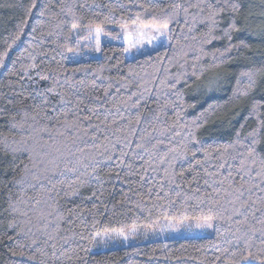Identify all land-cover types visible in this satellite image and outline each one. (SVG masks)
<instances>
[{
    "label": "trees",
    "instance_id": "trees-1",
    "mask_svg": "<svg viewBox=\"0 0 264 264\" xmlns=\"http://www.w3.org/2000/svg\"><path fill=\"white\" fill-rule=\"evenodd\" d=\"M153 3H158L163 12L150 10L148 16L155 14L168 19V45L127 59L122 43L109 42L101 45L97 57L70 62L68 56L85 35V28L100 26L119 40L118 29L107 26L120 25L126 15L143 11L140 4L147 7L148 0H0V54L7 52L6 56L0 55V141L7 137L8 143L15 146L14 141L21 140L10 125L13 118L21 121L24 111L29 116L37 111L41 116L45 112L55 116L62 107H73L80 99L83 111L77 113L80 121L73 133L80 134L89 125H100L103 131L96 133L95 142L88 140L79 146L90 155L95 153L93 143L108 145L110 149L115 145L106 154L112 160L97 157L102 163L95 172L88 167L78 168L75 174L65 173L68 179L81 176L85 183L78 186L75 195L65 196L62 191L53 211L43 203L33 210L34 200L27 206L17 203V189L5 185L13 177L23 176L24 165L29 162L25 154L17 153L15 157L11 152L6 154L0 144V264H42V261L57 264L54 251L64 264H69L61 255L63 236L71 237L63 250L75 249L81 258L77 260L74 256L71 264H83L85 260L87 264H232L233 259L239 260L249 252L258 257L251 264H264L260 232L249 233L251 247H248L242 233H236L235 220L240 217H233L232 222L213 220V234L206 237L94 249L91 235L105 227L118 230L137 224L153 225L166 216L176 220L199 216V209L194 210L197 201L186 197L220 188L217 181L227 177L229 171L237 182L234 187L238 186L243 174L237 168L240 160L249 156L250 147L254 149V157L264 158V0H153ZM176 3L181 5L179 10L171 6ZM197 4L199 7L193 6ZM213 11L214 26L210 19ZM73 22L77 23V33L72 28ZM242 73H251V77ZM134 92L137 95L131 101L121 103ZM60 96L69 103L60 104ZM44 97L50 103H44ZM137 100L140 103L132 107ZM209 105L214 108L206 112ZM93 108L96 114L88 111ZM120 114L126 119H119ZM138 114L141 121L136 124ZM105 115L108 120L102 124ZM88 116L91 120L86 119ZM67 122L76 123V117L70 114ZM40 123L49 122L40 120ZM51 123L53 134L64 130L62 124ZM116 128L124 131L116 132ZM129 129H136L135 134ZM254 130L258 131L250 136ZM93 132L96 130L89 128V135ZM228 144L234 146L223 155V146ZM225 161L226 166L220 168ZM14 165L19 166L16 171ZM217 172L220 175H213ZM88 173L98 179L90 181ZM173 175L175 184L169 183ZM10 191L11 203L18 208L15 213L9 208ZM35 195L28 190L27 196ZM259 196L264 193L254 190L253 198ZM169 200L174 203L169 205ZM137 203L141 208L135 207ZM201 207L206 213L207 200ZM25 211L27 217L21 214ZM38 211H53L47 232L59 224V231L54 233L56 241L49 245L44 244L46 234L38 230L43 228V221L37 219ZM260 215L256 213L257 218ZM57 216H63V220ZM12 221L15 226L9 227ZM251 224L257 230L264 227L255 220ZM29 228L34 234L32 238L37 239V244L31 247L29 237L23 234ZM53 242L55 249L50 247ZM38 248L43 251L42 256ZM224 248L229 251L222 254ZM13 251H23L25 255H13ZM232 252H236L235 258ZM32 254L37 259L30 261L28 256Z\"/></svg>",
    "mask_w": 264,
    "mask_h": 264
},
{
    "label": "snow or ice",
    "instance_id": "snow-or-ice-1",
    "mask_svg": "<svg viewBox=\"0 0 264 264\" xmlns=\"http://www.w3.org/2000/svg\"><path fill=\"white\" fill-rule=\"evenodd\" d=\"M171 6L177 10L181 8V5L178 3ZM193 6L199 7L198 4ZM33 7H35V2H33ZM81 7H83V5H81ZM140 7L143 9V11H137L134 16L126 15L124 22L120 23L119 25L120 33L123 34L124 42L127 45L124 49L125 52L130 51L134 48L138 49L145 44L152 46L153 50H155L156 46L154 41H156L157 37L169 35L168 19H161V17L155 14L151 15L150 18L148 16L150 10L154 12L155 10L159 9L161 13L163 12V9L159 8L158 3H153V0H148L147 7H145L144 4H140ZM208 7L211 9L212 5H209ZM232 7L235 9L236 5H233ZM29 11H31V9ZM112 11H115V8H113ZM42 14L43 13H41V15ZM215 15L216 13L215 11H213L210 17L213 26L216 23ZM105 19H108V17H105ZM129 20L131 21L130 23L127 22ZM76 27L77 23L73 22L72 28L75 29ZM94 31L97 41L96 50L99 51L100 35L103 29L102 27L97 26L95 27ZM209 31H211V28L209 29ZM161 46L164 47V45ZM9 47H11V45H9ZM165 52H167V48H165ZM0 55L6 56L7 52ZM157 55L159 56V53H157ZM148 59H151L150 54L148 55ZM0 66H2V60H0ZM242 75H248L249 77H251V73H242ZM47 91L50 92L51 89H48ZM117 92H119V88L117 89ZM136 95L137 94L135 92L132 93V95L128 97L127 101H121V103L127 104L128 101H131L132 97ZM44 103H50L47 97H44ZM59 103L64 105L69 103V101H66L64 96H60ZM139 103L140 100H137L135 104H132L131 106L136 107ZM80 104H83V100L78 99L76 105H74L73 107H62L55 116H52L48 112H45L41 116V113L39 111H37L35 115L29 116L28 112L24 111L21 121H15V118H13V122L11 123L10 128L15 130V133L20 134L22 138L20 141H14L15 146H13L8 143L7 137H5L2 141H0V144L3 145L2 150L6 154L8 152H11L14 157L17 153L25 154L27 156L29 164L31 165V167H29V164H25L23 168L24 175L19 179L13 177V180L10 181L9 184L5 185V187H9V185L14 186L17 189L18 204H24L25 206H27V203L29 201L34 200L35 203L32 205L33 210H36L37 205L43 203L47 207H52L53 211H55L54 205L56 204L57 200L61 198L60 193L62 191L64 192L65 196L75 195L79 191L78 186L85 183V181L81 179V176H76L75 179H68L67 177H65V173L75 174L78 171V168L87 169L88 167H92L93 172H95L96 168L102 163V161L97 159V157H105V159L107 160L113 159L112 156H107L106 154L110 150L115 149L114 144L111 145L110 149L108 145L93 143L92 148L95 149V153L90 155L86 154L85 149L79 146L81 142L87 144L88 140L95 142L97 140L96 133L103 131L100 128V125H89L87 127H84L80 134L73 133L72 130L77 127V124L80 121V117L77 116V113L83 111V109L79 107ZM213 108V105H209V108L205 109V111L207 112L209 110H212ZM88 111L92 114H96V109L94 108L88 109ZM70 114L73 117H76V123L69 124L67 122V117ZM37 117H39L40 119H37ZM61 117H63L64 120H61ZM97 118L99 119V116H97ZM86 119L91 120V116L86 117ZM119 119H126V117L120 114ZM29 120H31L32 122L29 123ZM40 120H47L49 123L41 124ZM107 120L108 116L105 115L101 123L105 124ZM197 120H199V117H197ZM52 121H55L56 124H62L64 130L57 131L55 132V134H53L50 130V126L54 127V125H52L51 123ZM140 121L141 116L138 114L135 118V123L139 124ZM112 123H115V120H113ZM193 123H196V121H193ZM197 127H199V125H197ZM89 128L95 129L96 132H93L91 135H89ZM115 131L121 132L124 131V129L116 128ZM128 131H130L132 134H135L136 129H129ZM257 131L258 130H254V132L249 133V135H254ZM237 136H239V132L237 133ZM104 139L107 140L108 137L105 136ZM118 139L119 138H117V140ZM193 139L195 140V137H193ZM158 143L162 144L163 141H158ZM255 143L256 141L253 140V144ZM233 146V144L224 145L223 155H227L228 149L232 148ZM137 147H143V145H137ZM209 147L212 146L209 145ZM216 150L219 151V147ZM205 151L207 152V149H205ZM253 152L254 149L250 147L248 149L249 156L240 160V165L237 168V172L242 173L243 175H241L240 177L238 186L234 187L237 182L232 179V173L231 171H229L227 177L217 181V183L221 185L220 188L214 187L211 193H205L202 195L194 194L192 197H186V200L194 199L197 201V203L194 205V210L199 209L200 215L191 218L185 216L184 221L195 219L197 222L194 226L196 228L203 229L213 227L211 221L215 219H222L232 222L233 217H240L239 219L235 220L236 233H242L243 237L246 238V245L248 247H251V236L249 235V233L255 235L256 231L260 232L261 243H264V227L257 230L251 224V221L255 220L257 224L264 226V196L253 198L254 190L264 193V158L257 159L252 155ZM193 155H195V153H193ZM232 158L235 159V157ZM161 162L163 163V158H161ZM121 163H123V161H121ZM226 164L227 161L221 163L219 167L224 168ZM18 167V165H14L13 171H16ZM228 167L230 168L231 165H228ZM254 169L255 175H253ZM165 171L167 172V170ZM88 175L90 177V181L98 179V177L93 175L92 173H88ZM180 175H183V173H180ZM213 175L218 176L220 175V173L217 172ZM60 177L64 178L61 179ZM245 177H247V179H245ZM143 179L144 177L141 176V180ZM169 183H176L175 175L169 177ZM205 184H208V181H205ZM225 184L227 185L226 187H224ZM209 186L211 187V185ZM29 189H31L36 195L27 196V192ZM196 191L198 192L199 189H197ZM53 193H55V195H53ZM96 195L97 193L94 191L93 196ZM165 195L167 196L168 194L165 193ZM176 195L179 196L180 193L177 192ZM11 196L12 192L10 191L9 208L11 212L15 213L18 211V208L16 204L11 203ZM25 196H27V199H24ZM37 197L40 198L38 199ZM125 198H127V194H125ZM157 199L161 198L157 197ZM205 200H207L209 205L206 213L204 208L201 207V205L205 203ZM49 201H51L52 203L49 204ZM120 203L122 204L123 201H120ZM168 203L169 205H171L174 203V201L169 200ZM135 207L141 208V204L137 203ZM53 211L47 213H44L43 211L37 212V219L43 221V228L38 230L46 234L47 239L44 241V244L46 245H49V242L56 241V236L54 233L59 231V224H57L56 228L52 232L46 231L51 224V221L48 218L53 215ZM257 212L261 214L259 218L256 217ZM225 213L228 214L225 215ZM21 214L26 217L28 216V212L26 211L21 212ZM56 218L58 220H63V216H57ZM166 218L170 219L171 217L166 216ZM201 219L204 221L203 223L199 222ZM184 221H181V224H184ZM81 223H83V221H81ZM95 223H98V221H94V224ZM14 226L15 221L9 223V227ZM148 227H151V225H148ZM187 227H192V225L188 224ZM246 227L248 229L247 231H245ZM112 231L117 232V234L123 236L124 239L128 238L127 235H125L123 228L116 230L105 227L102 232H94L91 235V239L94 241L97 239H99L100 241H104L108 238L109 233ZM133 231H136V229L134 228ZM31 232L32 230L29 228L27 232L23 233L30 239L29 247L37 244V239L32 238L34 234H31ZM19 234L20 233H18V235ZM83 238V235H81V239ZM240 238L241 237H237V239ZM60 239L62 240L61 255L64 256L65 260L68 261L69 264H71V262L73 261L74 256L77 260H80L81 258L76 255L75 249H71L69 247L67 251L63 250L64 245L70 244L71 237L63 236ZM19 247L23 248L24 245H19ZM50 247L55 249L56 243H51ZM85 251L90 252L91 249H85ZM228 251V248H224L222 250V254L227 253ZM37 252H39L41 256L43 255V251L41 249L38 248ZM12 254H19L20 256L25 255L23 251L19 253L13 251ZM231 255L233 258H235L237 254L236 252H232ZM53 257L55 258L57 264H64V261L56 255L55 251L53 252ZM257 258L258 257L255 254L249 252L248 255L241 256L239 260L233 259L232 264H242V262H244V264H251V261H254ZM35 259H37L36 254L28 256V260L30 261ZM219 259L220 256H217L216 260ZM42 264H46V261H42ZM83 264H87V261L85 260Z\"/></svg>",
    "mask_w": 264,
    "mask_h": 264
},
{
    "label": "rangeland",
    "instance_id": "rangeland-1",
    "mask_svg": "<svg viewBox=\"0 0 264 264\" xmlns=\"http://www.w3.org/2000/svg\"><path fill=\"white\" fill-rule=\"evenodd\" d=\"M95 27L97 26H91L85 28V35H83V38H80L78 40L77 47L68 56V60L70 62H77V61L97 57L100 51V47L104 43L120 42L124 45V49L127 46L124 42L123 34L120 33L119 25L117 26L108 25L107 26L108 28L118 29L119 40L114 39L112 36L105 33L103 30L100 35L99 51H97L96 50L97 41L94 31ZM90 31H91V35H90ZM74 32L77 33L78 29L75 28ZM168 32H170L169 27H168ZM154 43L156 46L155 50L162 47L161 45L164 46L168 45L169 35L158 36L156 41H154ZM152 51H154L152 46L145 44L138 49L134 48L130 51L124 52V54L127 59H132L137 56L150 53ZM181 221H184V218L180 220H176L173 218L167 219L166 217H162L158 220V222L151 225V227H148V225H144V224L132 225L124 229L125 235H127L128 237L127 239H124L123 236L118 235L117 232L112 231L109 233L108 238L105 239L104 241H100L99 239L95 240L94 249L106 250V249L126 247L151 240H164V239H174V238H196V237H206L213 234V230H214L213 220L211 221L213 227L203 228V229L196 228L194 226L195 223L197 222L195 219L186 220L184 221V224H181ZM199 222L203 223L204 221L201 219ZM188 224H191L192 227H187ZM134 228L136 229V231H133Z\"/></svg>",
    "mask_w": 264,
    "mask_h": 264
}]
</instances>
